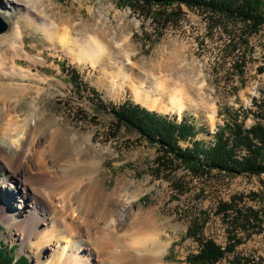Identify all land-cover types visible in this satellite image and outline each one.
<instances>
[{
    "label": "rangeland",
    "instance_id": "1",
    "mask_svg": "<svg viewBox=\"0 0 264 264\" xmlns=\"http://www.w3.org/2000/svg\"><path fill=\"white\" fill-rule=\"evenodd\" d=\"M33 1L0 0L1 15L9 23V29L0 34V76L21 88V110L18 107L16 113L30 112L32 123L36 115H43L36 133L37 149H48L50 133L58 128L61 138L74 139L81 148L80 152L70 148L68 157L58 162L59 168L94 165L95 173L86 172V180L75 192L97 183L99 190L110 193L119 182L125 183L110 217L100 220L110 225V236L123 240L116 248L119 254L125 249L146 254L140 238L161 235L166 246L162 260L151 264H189L187 257L199 252L201 240L213 239L226 246L237 237L242 243L218 264H264V223L253 230L245 219L251 209L264 215V175L195 177L182 165L168 164L157 145L135 131L117 127L110 109L126 100L143 106L136 99L135 85L145 81L149 89L155 82L163 83L170 93L175 87L184 92L183 110L156 112L188 118L199 129L197 138L206 144L236 115L246 129L258 121L264 124V118H256L264 109V25L258 33L243 36L241 24L213 19L185 6L177 24L158 25L123 0H35L40 5L37 9ZM46 24L57 26L55 37L43 29ZM14 65L17 70L10 75ZM72 70L82 84L71 81ZM226 108L233 111V119ZM244 111L249 112L245 119ZM181 146L191 144L181 142ZM34 149L26 150L24 161ZM23 194L13 179L0 186V209L2 203L7 207L0 211L1 243L16 258L26 256L31 264H49L58 256L63 240L58 236L45 243L40 233L45 225L35 236L23 238L19 219L9 222L3 215L14 211L10 202L32 207ZM225 204L230 209L221 210ZM149 208L156 213V236H133L134 216ZM79 209H71L69 215L85 227ZM202 223L201 234L188 235L189 229ZM77 232H70L68 240H87L86 233ZM82 253L88 255L87 250Z\"/></svg>",
    "mask_w": 264,
    "mask_h": 264
},
{
    "label": "bare ground",
    "instance_id": "2",
    "mask_svg": "<svg viewBox=\"0 0 264 264\" xmlns=\"http://www.w3.org/2000/svg\"><path fill=\"white\" fill-rule=\"evenodd\" d=\"M33 5L36 9L40 6L35 0ZM2 8L0 6V10ZM6 13L10 14L8 11ZM43 29L51 38L58 33L57 26L53 24H46ZM15 66L11 67L13 70L10 75L17 70ZM7 80L4 76H0V186L10 179L15 180L21 185L25 199H30L32 207L23 208V205L10 202L14 211L10 215L3 212L5 220L11 222V220L19 219L20 235L23 238L35 236L41 225H45L44 230L40 232L43 233L41 238L45 243L52 242L59 236L60 240H63V247L61 246L58 256L54 257L49 264H151L161 261L166 246L161 235L156 236L153 232V229H156L154 209L140 211L137 216H134L130 225L133 236L139 233L150 237L156 236L155 239L140 238L142 246L137 239L140 248L143 247L142 250H146L147 253L141 254L140 250L137 253L131 249H125L122 254H119L116 248L123 240L110 236L108 234L110 225H102L100 220L110 217L116 195L118 196L125 183L119 182L120 186L110 193H106L103 189L99 190L97 183L92 184L96 185L92 191H90L92 185L89 186L88 183L81 193L75 192L77 185L84 182L86 172L92 175L95 173L94 165L85 166L84 163L85 167H83L66 164L65 166L60 165L59 168L58 162L68 157L70 148L79 152L81 148L76 140L61 138L58 128H54L50 133L51 141L48 149L45 151L37 149L40 144L36 140V133L41 128L40 122L43 115H36L35 122L32 123L28 115L30 112L27 115L24 112L16 113L20 109L22 97L19 90L21 88L19 84L10 83ZM150 87L151 89L147 87L145 81H141L140 85H135L136 99L143 106L154 111L183 110L185 107L187 98L179 87L171 89L174 90L172 93L165 88L163 83L152 82ZM30 146L36 149L32 151L30 158L24 161V153ZM30 159H35V163L33 164ZM56 195L58 199H55ZM56 200L58 203H55ZM9 201L5 200V202ZM2 204L4 207L0 211L7 208L6 203ZM79 207L85 227H81L77 224L79 220L75 222V219L69 215L71 209L74 212ZM121 210L122 214L127 213L126 209ZM90 216H94L95 219L92 220ZM77 230L82 231V234L86 233V241L68 240L70 232L78 233ZM83 250L88 251L87 256H84Z\"/></svg>",
    "mask_w": 264,
    "mask_h": 264
},
{
    "label": "trees",
    "instance_id": "3",
    "mask_svg": "<svg viewBox=\"0 0 264 264\" xmlns=\"http://www.w3.org/2000/svg\"><path fill=\"white\" fill-rule=\"evenodd\" d=\"M123 3L146 17H153L158 25L177 24L182 19L183 6L204 11L213 19L241 24L243 36L258 33L264 25V0H123ZM238 70L243 72L242 68ZM69 76L72 82L81 83L78 81L81 77L77 71L72 70ZM110 109L115 114L117 127L135 131L140 138L157 145L168 164L182 165L195 177L211 179L216 176L235 178L239 175H264V124L258 121L246 129L243 122L237 119L239 115L233 119L231 108H226V111L234 122L219 127L211 144L197 138V125L186 117L181 120L177 116L171 118L128 100L111 106ZM248 113L243 112V119ZM256 118H264V109L257 112ZM181 142H189L191 146L183 148ZM230 207L231 205L225 204L221 210ZM246 215V218L243 217L247 226L253 227V230L260 229L264 223V215L252 209ZM204 225L202 223L189 229L188 235L198 236ZM200 243L199 252L187 257L189 264H218L229 253L234 252L242 240L232 237L226 246L213 239H203ZM0 264L31 263L26 256L16 258L15 253L7 250L0 240Z\"/></svg>",
    "mask_w": 264,
    "mask_h": 264
},
{
    "label": "water",
    "instance_id": "4",
    "mask_svg": "<svg viewBox=\"0 0 264 264\" xmlns=\"http://www.w3.org/2000/svg\"><path fill=\"white\" fill-rule=\"evenodd\" d=\"M9 29V23L0 14V34L5 33Z\"/></svg>",
    "mask_w": 264,
    "mask_h": 264
}]
</instances>
